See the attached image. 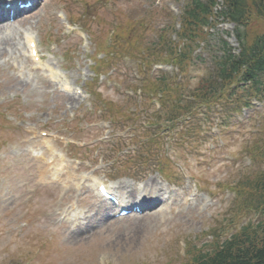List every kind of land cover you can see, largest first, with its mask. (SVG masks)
I'll return each instance as SVG.
<instances>
[{
  "label": "rangeland",
  "instance_id": "obj_1",
  "mask_svg": "<svg viewBox=\"0 0 264 264\" xmlns=\"http://www.w3.org/2000/svg\"><path fill=\"white\" fill-rule=\"evenodd\" d=\"M178 1L182 3V0ZM157 2L159 0H48L47 5L39 8L32 19L5 34L19 45L16 50H10V55H0V86L11 89L7 96L0 93V195H7L4 200L0 197V264H185L188 257L183 259L184 263L179 261V256L185 252L184 240L209 239V236L203 238L201 234L221 222L225 224L234 212L238 202L227 185L252 180L264 169V158L260 161L255 159L253 163L252 157L245 152L253 151L254 142L260 141V133L256 129L264 126L259 120L264 115V109H255L247 112L246 116L238 115L227 120L221 137L208 138L203 134L198 146L183 150L176 143L178 139L174 134L163 133L162 140L169 138L173 144L169 148L172 161L182 162L193 177V180L182 179L175 169L173 181L182 184L181 189L167 184L157 171L163 159L161 153L165 154L162 140V146L157 147L151 157H146L148 150L143 145L146 141L139 142L140 137L157 136L155 127L147 133L143 130L136 132L137 140L128 141L130 148L121 149L133 150L135 153L130 156L135 161H126L127 151L120 153L116 147L111 149L106 145L116 137L126 136L127 123L119 121L110 127L108 122L103 121L106 120L105 115L99 107L106 110L107 116L118 111L123 116L133 111L142 113L141 120L137 122L141 127L144 122L150 121L149 118L152 119L153 109L146 96L142 99L138 94L131 95V84L135 82L133 77H137L139 69L134 60L112 55L111 73L92 81L89 55L95 49L94 36L89 32L91 39L87 32L86 35L72 30H82V25L88 23L93 33L100 34L104 28L112 30L117 25L119 47L136 53L141 44L157 37V32L165 23L162 11L165 6L178 13L176 3L160 0L156 9ZM147 9L156 10L150 13ZM66 13L71 18L72 14L79 18L75 29H69ZM139 15L145 17L148 25L142 32L138 25L134 27ZM103 20L106 21L104 26L99 24ZM256 27L260 28L259 25ZM29 29L28 32L39 40L40 53L44 57L40 64L32 62L26 41L21 39ZM222 29L226 30L222 32ZM218 30V34L229 31L232 34L231 25H219ZM107 35L102 34L104 39ZM47 36L53 41L51 44L47 43ZM136 38L141 42L135 43ZM230 38V44L231 41L236 44L232 35ZM124 40L127 44L120 45ZM71 48L73 53H69ZM66 54L68 58H65ZM48 69H54L57 74L56 89L62 90L65 79L71 87L84 89L77 101L70 103L67 96L54 93L53 86L47 81L50 79ZM168 72L172 76L176 73L171 67ZM10 76L12 83L8 85L10 80L5 79ZM196 80L194 77L191 85ZM99 97L111 102L113 107L107 109ZM115 130L122 133L112 134ZM41 131L58 137L50 145L69 159V177L65 171L54 172L61 157L51 155L44 141L50 135L41 137ZM33 132L39 139L35 148L54 161L51 166L37 163L38 179H35V171H27V166L20 160L24 149L20 143L28 140ZM212 132L215 133V129ZM107 159L112 163H107ZM147 159L150 161L147 162ZM19 168H22L24 178L11 180L18 177ZM46 170L51 173L48 178H44ZM29 173L33 176L29 177ZM93 174L99 179H109L115 189L120 184L129 187V190L141 189L144 183L139 185L137 182L148 181L152 176L164 189L170 190L162 195H182L190 190L185 197L188 205L170 201L175 205L172 209L175 215L160 218L105 219L98 213L101 204L94 198L95 192L77 188L82 176ZM247 186H241V189L245 187L241 192L244 195H248ZM123 195L127 196L124 190ZM77 197H82L81 201ZM195 199L201 202L188 208ZM72 201L78 203L77 214L72 212ZM263 215V212L254 210L243 222L256 225L264 219L261 218ZM78 219L81 222L75 221ZM203 245V251L210 249Z\"/></svg>",
  "mask_w": 264,
  "mask_h": 264
},
{
  "label": "trees",
  "instance_id": "obj_2",
  "mask_svg": "<svg viewBox=\"0 0 264 264\" xmlns=\"http://www.w3.org/2000/svg\"><path fill=\"white\" fill-rule=\"evenodd\" d=\"M216 0L194 1L193 8L185 17L184 31H192L195 27L205 24L211 13V8L215 5ZM248 8V17L245 25L249 20L250 13H255L264 17V0H225V10L228 17L243 24L246 18ZM190 33V32H189ZM257 57L264 58L263 49H258ZM230 68L224 71V78H229L231 74H237L241 70V65L246 64L243 58L233 57ZM230 69V70H229ZM250 78L246 75V79ZM229 82V79L226 83ZM261 181L258 185H264ZM191 264H264V224L254 228H246L243 234L234 236L223 244H216L212 254H199L194 257Z\"/></svg>",
  "mask_w": 264,
  "mask_h": 264
},
{
  "label": "bare ground",
  "instance_id": "obj_3",
  "mask_svg": "<svg viewBox=\"0 0 264 264\" xmlns=\"http://www.w3.org/2000/svg\"><path fill=\"white\" fill-rule=\"evenodd\" d=\"M1 11L2 10H0V13H2ZM18 12H20V14L22 13V11H20V10ZM16 15H17V12L14 13V16H16ZM5 16H7V14H5ZM0 19H2V18H0ZM3 22H5V21H3V20L0 21V32H1V30H3L6 27L4 24H2ZM11 27H12V25L8 26V29H10ZM27 38H29V37H27ZM0 43H3V45L6 47L4 50L0 49V54H2L3 56H5L6 53H9V50L13 51V50H16L17 49V44L18 43H14V41L12 39H9L7 37H5V38L3 37L0 40ZM68 99H69L70 103H73V102H75L77 100L76 97H75V95L69 96ZM148 185L151 188L152 192H154L156 195H159L161 193V189L158 188L155 185V182L149 181L148 182ZM129 195L132 196V192H130ZM153 215L154 216H159L158 213H155Z\"/></svg>",
  "mask_w": 264,
  "mask_h": 264
}]
</instances>
